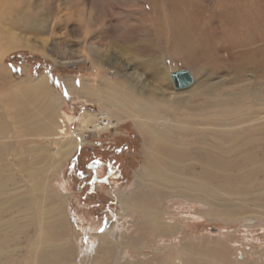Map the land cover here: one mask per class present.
Here are the masks:
<instances>
[{"label": "rangeland", "instance_id": "rangeland-1", "mask_svg": "<svg viewBox=\"0 0 264 264\" xmlns=\"http://www.w3.org/2000/svg\"><path fill=\"white\" fill-rule=\"evenodd\" d=\"M221 2L0 0V29L10 32L0 31V74L3 67L10 74L9 78L0 75V90L45 75V86L60 96V112L69 119V131L83 133L77 149L54 171L60 158L58 145L44 121L38 118L33 120L35 126L20 125L19 137L0 101L4 132L0 177L15 171L13 182L0 181V250L8 254L0 257V264H264V0H240V47L233 48L231 34L212 29L220 22L216 15L223 11ZM193 16L199 23L190 27L191 35L174 39V28H184ZM207 18L212 22L204 27ZM11 37L19 40V46L6 47ZM183 38L211 51L209 56L188 63L183 53L192 43H179ZM237 56L240 70L235 67ZM151 59L165 65L167 72H203L198 79L208 82L205 92L180 102L175 116L178 122L186 121L179 122L186 130L179 142L186 154L174 174L181 183L154 203L166 221L178 223V229L169 235L142 233L138 243L131 242L136 247L132 248L114 242L117 233L130 240L136 235L133 213L124 212L120 198L134 186L145 161L143 138L136 119L125 114L123 122L99 135L80 127L84 113L113 121L116 113L104 102L107 93L89 100L76 86L92 81L99 87L105 76L136 84L144 95L158 97L163 89L168 97L171 91L192 88L193 84L176 89L170 82L168 90L146 66ZM135 72L143 74L142 84L132 76ZM216 154L231 161L210 165L208 156ZM19 162L33 163L34 177L20 171ZM222 176L235 182L223 181ZM196 184L203 191L193 187ZM184 185H193L192 191ZM43 188L55 199L67 195L68 223L53 243L37 242L36 237L39 205L48 202ZM17 193L33 194L30 209L8 205ZM112 231L115 239L107 234L110 242H103L100 235ZM3 235L11 238L4 245ZM52 248L63 254L53 258Z\"/></svg>", "mask_w": 264, "mask_h": 264}, {"label": "bare ground", "instance_id": "bare-ground-1", "mask_svg": "<svg viewBox=\"0 0 264 264\" xmlns=\"http://www.w3.org/2000/svg\"><path fill=\"white\" fill-rule=\"evenodd\" d=\"M221 4L223 11L222 13H218L216 15L220 18V22L213 24L212 29H217L219 30V32L225 35L228 33L231 34L232 40H234V44H229V47L233 48L234 45L240 47V22L241 14L243 12L242 10H240V0H222ZM211 20L212 19L207 18L205 22L203 21L204 27L206 25L209 26V24L212 22ZM244 21L247 22V20L245 19ZM198 23L199 20L197 16H193V20H186V26H184V28H174V39L181 38L182 36H185L184 34H186L187 36L191 35L192 30L190 27L196 26ZM199 29L203 31L204 28ZM0 31L4 34L10 33L6 29H0ZM192 38H183L182 41H179V43L183 44L188 43L187 45L192 43V47L183 53L184 59L188 63H193L194 61L197 62L199 59H205L211 52L200 50V48L192 42ZM18 43L19 40L17 38L11 37L6 41V47H17L19 46ZM230 54L233 55L232 52ZM235 62L236 69L240 70L239 56H237ZM147 64L148 65L146 66L153 73L160 76V82H162L163 84L165 83L168 90L170 88L168 83L170 82L172 83L173 87H176V89H188L193 84L192 88L185 92L180 90L171 91L169 92L168 97L164 95L166 90L163 89L160 90L163 95L158 97L157 95H153L154 93L144 95V92L140 91V89L137 88L136 84L130 86L123 83H117V81L115 80L116 77H112L109 79L105 76L102 77L103 82L99 83V87H97L92 81L84 84V86L81 85V87L76 86V88L82 90V95L88 99L95 95L99 97L100 94L102 98V94L104 95L105 93H107L109 99L104 100V102L106 103V105L111 106L116 113V118L114 121L111 120L108 116L98 117L97 114H92L89 112L84 113L81 116L79 122L80 127L96 131L99 135L100 133L107 131L110 128H113L123 122V114H125L127 117L136 119V128L143 138V154L145 157V161L142 164L141 169H139L136 173V181L134 182V186H132L127 193L122 194L120 198L124 212L129 211L133 213L134 218L132 221L136 226L135 238L130 240L129 236L124 235L125 233L119 235L117 233L118 239H115V231H112L114 233L105 232L106 234L100 235V238L103 242H110V238H108L109 235V237L116 240V242L113 241L115 244H121V246L125 244L132 248H136L132 245V243H138V241L143 237L142 235H140L142 233L156 232L159 235H169L171 234V232L178 229V223H170L166 221L162 217V215L159 214V210L157 207H155L154 203L158 201V197L164 196L166 190L177 189L179 188L181 183V178H179L177 174H174L175 171L178 172L179 166H181L179 162L184 159L186 154V148H184L183 146H179V142L185 137L183 133L186 132V130L179 125V122L185 124L186 121L179 120L178 122V118L175 116L177 115L176 113L178 111L180 102L181 100H188V97H191L193 99L194 97L205 92V88L207 87L208 82L198 79L200 77V74L203 72H199L196 75L189 69H182L186 70L190 74L192 80L188 85L184 87H177L175 85L171 72H167L166 70L168 69L165 65L160 63V61L151 59L150 62L147 61ZM1 71L3 73L0 74L2 78L6 76L10 77L9 69L3 67ZM113 74L117 75V72L114 71ZM131 74L132 76H134L138 83L142 84L145 81L143 78V74H139V72ZM205 76H207V72L203 76V78ZM46 78L47 77L45 75H42L38 78V80L30 82L29 84H25L22 86H19V84H17L13 87L10 86L8 90H0V101L3 103L5 111L8 112L9 117L12 120L14 134L16 131L19 137L20 125H24L25 127H32L36 125L33 121L34 119L41 118V120L44 121L45 129L49 130L48 134L54 138L55 144L58 145L56 156L59 155L60 158L53 165L55 171L61 166L63 167L67 159L77 149V146L79 144L78 141H83V133H72L71 131H69V119L67 116L60 112V96L52 91L49 87L45 86L44 82ZM71 84L73 87H75L73 83ZM102 85L105 86L102 87ZM29 86L32 87V89H30ZM84 100L88 101L87 99ZM215 104V102L212 103L213 106ZM101 106L103 109L104 107H106L102 101ZM192 106L188 111H191V109H193ZM166 113H170L171 116ZM2 121L3 116L0 113V135L4 133L2 130ZM3 142L4 139L0 137V160L3 152ZM27 150H29V147L27 148ZM30 150L32 151L31 148ZM34 151L37 152L38 150ZM208 159L210 165L212 162H220L222 164H225L231 161L230 159L224 158L222 154H216L212 156L209 155ZM18 165L20 171L29 173V177L32 178L36 174L35 170L32 169L33 163L30 162L28 166H25V164L19 162ZM14 175L15 171L12 173L10 172L9 174L7 173L4 176L0 177V181L2 180L3 182L9 183L13 182L12 179ZM212 176L218 177V175L215 173H213ZM221 179L223 181H230L233 183L235 182L233 178H223L222 176ZM149 182H153V185ZM151 186H158V188H154ZM191 186L193 185H184V188L192 191L190 190L192 189ZM193 187H197L196 189L201 191H203L204 189L197 184ZM44 190L48 196V202L46 203V205H39V207H42V210L40 212L41 221H38L39 224L37 226L36 237H38L37 242L51 240L53 243L58 239L60 232H63V228H66V223H68L66 220V217H68L66 209L67 195L63 194L59 196L58 199H55L54 197L48 195L45 188L42 189V192H44ZM36 192L37 189H35V193ZM30 195L27 193H17V195L12 197V201L10 200L11 204L8 205H12L15 207L24 205V207L30 209V204L33 199V197ZM45 201L46 200L44 196L43 203ZM14 224L16 223L13 222L11 224H8V227H11V225L13 226ZM15 230V227L12 228V232H15ZM22 232L23 230L20 228L18 230V233ZM7 239L10 240L11 238L8 235H3V245L5 244ZM126 239H128L130 242H125ZM68 249L70 250L71 248ZM51 254L53 258H58L63 254V250L59 251L52 248ZM7 255L8 254L6 252L0 250L1 258ZM40 255L44 256L43 252H40Z\"/></svg>", "mask_w": 264, "mask_h": 264}, {"label": "water", "instance_id": "water-1", "mask_svg": "<svg viewBox=\"0 0 264 264\" xmlns=\"http://www.w3.org/2000/svg\"><path fill=\"white\" fill-rule=\"evenodd\" d=\"M175 85L177 87H184L192 80L190 74L186 70H175L171 72Z\"/></svg>", "mask_w": 264, "mask_h": 264}]
</instances>
